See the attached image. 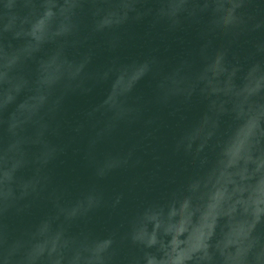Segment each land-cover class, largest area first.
<instances>
[{"label": "clouds", "instance_id": "clouds-1", "mask_svg": "<svg viewBox=\"0 0 264 264\" xmlns=\"http://www.w3.org/2000/svg\"><path fill=\"white\" fill-rule=\"evenodd\" d=\"M148 16L170 30L207 17L199 69L185 59L164 72L148 57L88 70L98 35L115 51L120 29ZM255 33L261 35L241 59L235 46ZM214 38L222 43L214 47ZM149 74L157 77L156 103H187L194 95L207 103L198 124L175 142L195 170L164 198L142 204L107 236H96L86 227L91 215L102 207L115 210L124 194L108 200L93 185L67 199L66 190L53 186L48 166L66 148L52 140L60 135L58 116L66 96L110 80L106 97L73 130L87 135L85 158L97 180L134 168L141 163L139 143L100 159L95 154L121 128L141 121L142 140L153 136L157 120H145V102L131 95ZM24 169L31 175H19ZM41 200L52 211L12 237L8 215ZM76 224L84 227L73 231ZM0 264H264L260 0H0Z\"/></svg>", "mask_w": 264, "mask_h": 264}, {"label": "water", "instance_id": "water-1", "mask_svg": "<svg viewBox=\"0 0 264 264\" xmlns=\"http://www.w3.org/2000/svg\"><path fill=\"white\" fill-rule=\"evenodd\" d=\"M260 2L264 5V0ZM206 22V16L198 24L184 20L181 27L170 30L164 23L154 25L151 16L139 21L131 20L120 29L121 44L115 51L106 47V37L102 35L91 42L95 52L88 70L95 72L103 69L114 59L120 64H127L148 57H156L164 72L173 70L185 59L192 61L194 70L199 69L203 63L200 49L205 43L201 33ZM260 35L255 33L242 38L234 48L236 55L241 59L246 57L251 51L249 41ZM221 43L220 39H213L214 47ZM156 83L157 77L149 74L139 81L131 94L133 98L140 97L145 102L144 119L157 120L153 136L142 140L145 128L141 121L121 128L110 141L99 146L95 154L100 159L106 152L125 151L139 143L137 155L141 163L134 168L113 170L103 180L96 179L93 165L85 158L87 135H77L73 129L92 107L106 97L111 81L93 84L90 92L69 94L64 99L58 116L60 135L52 137V140L66 145V148L48 166L53 186L66 190L67 199L77 198L93 185L108 200L117 194H124V199L115 210L102 207L91 215L86 227L96 236H107L131 217L139 206L164 198L195 170L190 157L175 151V142L181 134L198 124L207 111V103L194 95L187 103L176 101L170 106H162L155 102ZM19 175L30 176L31 169H24ZM51 211V204L46 200L37 201L20 213L13 211L6 219L10 235H19ZM81 227L84 225L76 224L73 231H79Z\"/></svg>", "mask_w": 264, "mask_h": 264}]
</instances>
